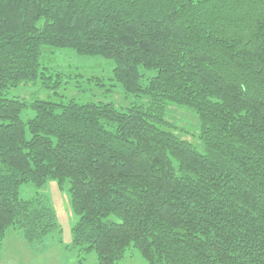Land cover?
Wrapping results in <instances>:
<instances>
[{"label": "trees", "instance_id": "obj_1", "mask_svg": "<svg viewBox=\"0 0 264 264\" xmlns=\"http://www.w3.org/2000/svg\"><path fill=\"white\" fill-rule=\"evenodd\" d=\"M43 46L112 60L144 101L8 98L48 78ZM170 105L196 113L202 151ZM49 179L68 182L70 249L95 264L130 248L147 264H264V0H0V246L10 228L29 244L57 229L42 196H19Z\"/></svg>", "mask_w": 264, "mask_h": 264}, {"label": "rangeland", "instance_id": "obj_2", "mask_svg": "<svg viewBox=\"0 0 264 264\" xmlns=\"http://www.w3.org/2000/svg\"><path fill=\"white\" fill-rule=\"evenodd\" d=\"M39 63L42 68H46L44 72L48 78L39 77L33 82L22 83L8 91V98L20 99L28 105L35 99L53 103H66L69 100L77 103L110 102L118 110H125L132 103L144 101L125 93L121 85L113 79L114 63L110 59L78 55L69 47L43 46ZM57 79L60 83L54 85ZM32 116L30 107L21 112L24 122ZM166 121L174 133L202 151L199 120L193 110L170 105L167 108ZM35 195L42 196L53 208L57 229L40 242L32 244L27 243L16 229H8L0 246V264H95L94 253L84 254L78 249H70L71 229L77 217L70 207L68 182L61 186L56 180L49 179L41 188L30 183L19 187L21 198L30 199ZM117 264L147 263L137 250L130 248L123 260Z\"/></svg>", "mask_w": 264, "mask_h": 264}]
</instances>
